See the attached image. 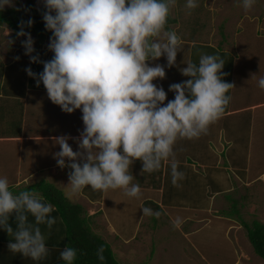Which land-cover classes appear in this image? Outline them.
<instances>
[{"label":"clouds","instance_id":"obj_1","mask_svg":"<svg viewBox=\"0 0 264 264\" xmlns=\"http://www.w3.org/2000/svg\"><path fill=\"white\" fill-rule=\"evenodd\" d=\"M255 2L240 0V6L249 11ZM43 5L45 29L52 33L47 48L53 57L33 55L35 40L25 28L34 20H21L16 36L27 37L21 44L30 62L43 64L40 73L25 69L36 86L42 83L51 102L65 113L82 112L84 127L78 137L52 138L60 147L53 153L57 165L71 169L65 195L71 198L90 186L93 191L123 189L128 197L139 198L141 187L132 183L129 172L137 160L142 162L141 175L167 162L171 182L179 187L185 174L178 170L174 146L207 134L232 99L226 93L236 86L223 79L224 59L202 53L198 64L184 62L187 66L180 72L190 78L169 85L174 99L168 100L165 89L154 83L166 78L165 65L149 61L166 57L167 68L177 66L182 41L175 31L165 30L176 0H43ZM6 6H13V0H0V11ZM198 6L197 0H186V9ZM258 86L264 89V76ZM69 140H75L79 150L74 151ZM54 210L39 193L14 194L8 178H0V228L12 238L9 252L33 261L46 259L49 248L41 225L52 229L57 222L50 215ZM142 211L144 216L161 215L149 207ZM172 223L179 228L183 221L176 217ZM104 250L100 245L96 251L101 261ZM76 257L73 247L59 253L64 264H73Z\"/></svg>","mask_w":264,"mask_h":264},{"label":"rangeland","instance_id":"obj_2","mask_svg":"<svg viewBox=\"0 0 264 264\" xmlns=\"http://www.w3.org/2000/svg\"><path fill=\"white\" fill-rule=\"evenodd\" d=\"M32 1L36 7L43 6V0ZM19 2L22 5L25 0ZM197 3L199 5L197 8L188 10L185 8L186 0H176V5L169 15L175 21L168 25L169 29L175 31L182 42L210 44L233 54L236 79H241L237 85L240 89L239 99H234V103L240 104L244 109L253 102L264 101V89L258 86V79L264 76V0H256L249 11H245L240 6V0H197ZM13 5H15L14 0ZM32 37L35 40V49L50 60L54 55L47 48L50 37L42 40H38L34 35ZM26 38L17 37L6 26H0V74L4 66L11 62H16L13 68L19 71L21 65L27 61L29 56L24 54L21 44ZM16 57L20 59L17 60ZM59 110L62 111L61 107ZM260 110L264 111V108H257V112ZM1 112L0 109V116L4 113ZM62 113L65 117L69 115L64 111ZM241 116L240 142L244 144H240V149L235 147L234 151L238 150L240 154L234 161L233 174L238 175L239 165L245 164L247 150L244 141L251 131L252 134H257L255 132L257 128V132L260 131L256 137L258 143L251 151L252 162L248 164L250 165L248 174L257 177L264 172V127L259 128L262 126L259 123H263L259 119L264 120V115H257L259 118L255 129L253 127L250 129L247 123L248 113L242 112ZM212 144L214 145V141ZM14 156L16 160L8 162L11 165L9 170L1 167L0 178L9 173L13 175L16 173L17 175H11L8 181L11 185L13 181L22 182L21 187L42 179L41 173L37 171L27 180L23 179L24 172L19 170L16 164L21 163L25 155L16 149ZM31 168L35 167L28 169ZM55 178L54 182L60 184L66 177ZM196 179L201 178L196 177ZM259 182L257 178V184ZM256 187L251 190L256 191L258 204L252 199L253 201L246 205L245 201L237 200L235 196L237 192L233 191L223 194L227 200L224 209L220 208L222 204L219 201L220 194L213 206L212 203L210 204L209 210L205 209L209 197L202 199L199 188H192V196L187 202L186 199H181L177 192L173 195L174 188H164L166 195L171 193L170 201H173L174 205L179 202L184 207L186 203L189 208L193 203L195 207L197 205L203 207V210L198 212L194 208L188 210L177 206H174V209L163 206L155 209L151 203L145 202L142 207L160 212L159 218L154 215L144 216L142 207L136 208L135 200L129 204L126 211L124 200H121L122 195L115 193L116 189L105 192L110 201L106 199L91 206L86 201H79L84 212L86 211L85 213L90 217L89 224L92 231L111 244L121 264H264V260L254 252L243 225V222L251 225L253 220L264 223V185H256ZM14 189L19 190V188ZM75 196L80 198L79 193ZM215 210L217 213L214 212ZM176 217H180L183 221L179 228L173 227L172 222Z\"/></svg>","mask_w":264,"mask_h":264},{"label":"crops","instance_id":"obj_3","mask_svg":"<svg viewBox=\"0 0 264 264\" xmlns=\"http://www.w3.org/2000/svg\"><path fill=\"white\" fill-rule=\"evenodd\" d=\"M194 43L201 42H182V51L177 54V66L167 68L166 57H161L157 61H149L150 64L160 63L165 65L166 78L163 80L157 79L154 83L165 89L168 93V100L174 99V93L168 90L169 85L172 83H180L190 78L183 76L180 72V68L187 66L184 62L189 59L192 60V45ZM38 54L40 58L47 60L41 55L42 53ZM201 54L202 52H199V55ZM26 60V62L21 65L19 71L14 70L13 67L16 65L14 61L4 66L3 72L0 74V109L2 110L1 114L4 112L0 116V170L1 167L8 170L11 168L8 162L16 160L14 152L17 149L25 155L23 160H21L22 162L16 164L19 170L24 172L22 175L24 177L23 179L27 180L35 174V171L40 172L42 179L40 178L37 181L45 180L50 182L65 195L67 189L65 187L69 182L68 172L71 171V169L67 167L62 169L57 165L53 153L59 151L60 147L53 143L52 138L60 135L78 137L80 131L84 127L81 119L82 112L77 109L75 112L69 113V115L65 117V114L63 115L62 111L59 110L60 106L54 104L48 98L47 91L43 84L41 83V85L37 87L36 81H30V77L25 71V69L29 67V57ZM240 82L241 79H236L234 70L230 83H234L236 87L228 91V95H230L232 99L226 106L221 117L209 127L207 134L202 135L198 139L179 140L174 146L176 159L179 161L178 170L185 174V178L179 181V187L173 186L171 182V169L167 162H164L158 171L141 175L142 162L139 160L135 161L130 167L129 172L134 176L132 183L140 185L143 196L141 195L139 198H133L125 195L123 189H116L117 191H115V193L122 195L121 200H124L126 211H128L129 204L134 200L136 208L142 207L146 202L147 204L151 203L152 206H163L164 208L171 209L177 206L178 208H185L188 210L194 208L198 212H200L199 210H203V207L201 208L199 205L195 207L193 203L189 208L186 206V203L184 207L179 202L174 205L175 203L170 201L171 193L164 195V188H174L173 195L177 192V194H180L181 199H186V202L192 196V188H199L198 191H200L202 199H207L209 197L208 204L205 206L206 210L210 209L211 203L213 206V203L220 194L219 201L222 203L220 208L224 209L227 200L223 197V194L233 193V191L237 192L235 193L237 200L241 202L245 201L246 205L253 200L257 203L255 197L256 191L251 190V188H257L256 185H264V172H261L257 177H251V175L248 174V166H250L248 164L252 162L251 151L255 149L254 145L258 143L256 142L257 134H260V131L257 132L256 128V122L259 118L257 115H264V111L260 110L257 112V108H264V101H259L257 103L253 102L244 109H242L240 104L234 103V99H239L240 89L237 85ZM242 112L249 114L247 123L250 129H252V127L253 129L256 128L255 132L257 134L254 135L251 131L244 141L246 142L245 148L247 150L246 158L244 159L245 164L239 165V173L238 175H234V161L238 159L240 154L238 150H234L235 147L240 149V146L244 144L240 142ZM259 120L263 122L259 123V125H262L259 128H263L264 120L262 118ZM235 125H237L236 128ZM213 141L214 145L212 144ZM68 142L72 145L74 151L79 150L75 140H69ZM29 167L35 168L28 169ZM200 173L203 174L199 175ZM11 175L13 174L9 173L4 176L9 178ZM15 175L17 174L15 173L13 176ZM55 177L66 178L64 182H60L59 184L54 182L56 179ZM196 177H200L201 179L198 180ZM257 178L261 182H259L260 184H257ZM10 185L11 183L9 182V186ZM21 185L22 182L13 181L9 189L19 188L20 191L24 186L30 184H25L22 187ZM211 188H214V190ZM110 193L114 192L110 191ZM165 196L170 197L167 203L163 200ZM66 197L71 202L81 205L82 203L79 200L83 202L86 201L90 206L94 203H102L104 200L108 199L105 191H93L90 186L84 187L82 191L79 192L80 198L75 195L71 196V198L68 196ZM108 200L110 201V199ZM216 210L214 211L215 213H217ZM86 213L85 215L87 216ZM226 221L230 220L226 219Z\"/></svg>","mask_w":264,"mask_h":264},{"label":"trees","instance_id":"obj_4","mask_svg":"<svg viewBox=\"0 0 264 264\" xmlns=\"http://www.w3.org/2000/svg\"><path fill=\"white\" fill-rule=\"evenodd\" d=\"M14 1L15 5L5 7L3 11H0V26H6L12 31L13 35H16L20 30V21L32 19L34 24L30 28L26 27L25 31L36 36L38 40L51 37L52 33L45 29L42 19L44 5L36 7L32 0H25L22 5L19 0ZM174 21L169 16L166 24L167 30H170L168 25ZM199 52L219 54L225 61L223 71L227 73L223 79L226 82H231L235 61L233 54L225 52L221 48H214L211 45L194 43L192 45V61L197 64L200 57ZM38 53L36 50L33 55ZM41 59L44 60L43 58ZM29 66L36 73L43 71V64L41 63L29 62ZM30 81L35 82L36 80L30 77ZM228 94L227 92L226 95ZM10 191L14 194H18L20 191H35L39 193L44 198V202L50 203L55 209L50 215L55 217L57 222L51 230H48L46 225H41L49 248L48 257L41 261H33L30 258L23 257L22 254L9 252L7 246L12 238L3 228H0V264H64L59 258V253L66 246L77 250V257L73 264H121L117 260L111 244L102 238L101 235L92 231L89 224L90 217L85 215L82 205L71 202L54 184L40 180L24 186L20 191L14 188H11ZM164 195H166V191ZM169 198V196H165L164 202L167 203ZM153 207L158 209V206ZM29 221L34 222V218L31 215H29ZM10 223L15 227L14 218L10 220ZM243 225L246 228L247 237L254 252L264 260V223L253 220L251 225L245 222H243ZM100 245H103L105 249L103 253L105 259L103 261L99 260L96 255Z\"/></svg>","mask_w":264,"mask_h":264}]
</instances>
